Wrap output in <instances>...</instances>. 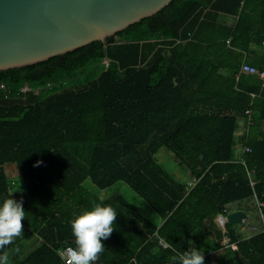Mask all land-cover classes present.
Listing matches in <instances>:
<instances>
[{"label": "trees", "instance_id": "trees-1", "mask_svg": "<svg viewBox=\"0 0 264 264\" xmlns=\"http://www.w3.org/2000/svg\"><path fill=\"white\" fill-rule=\"evenodd\" d=\"M221 14L237 16L235 27L221 23ZM263 41L264 0H173L105 42L0 71V136L33 137L78 104L84 132L83 140L50 143L38 166L15 162L17 180L0 161V206L12 197L26 212L23 237L0 255L12 253L9 264H65L58 253L75 246L71 221L100 204L117 219L96 264H179L192 247L206 264L223 249L232 261L264 264V232L241 241L228 224L234 251L215 224L229 203L254 193L264 201V90L255 74L237 78L243 51L258 56ZM252 66L264 70V58ZM247 109L244 165L234 162L233 146ZM161 149L197 180L192 188L160 163ZM122 183L149 204L153 218L119 191L100 197ZM35 234L42 241L28 249Z\"/></svg>", "mask_w": 264, "mask_h": 264}, {"label": "water", "instance_id": "water-1", "mask_svg": "<svg viewBox=\"0 0 264 264\" xmlns=\"http://www.w3.org/2000/svg\"><path fill=\"white\" fill-rule=\"evenodd\" d=\"M173 0H0V71L106 41ZM244 211L227 215L242 223Z\"/></svg>", "mask_w": 264, "mask_h": 264}, {"label": "clouds", "instance_id": "clouds-1", "mask_svg": "<svg viewBox=\"0 0 264 264\" xmlns=\"http://www.w3.org/2000/svg\"><path fill=\"white\" fill-rule=\"evenodd\" d=\"M42 162H37V166ZM23 202L5 198L0 206V251L23 237V221L26 212ZM117 213L111 206L96 204L91 210L84 211L71 221L74 247L60 250L58 255L65 264H96L105 251L102 240H107L116 230ZM15 251L18 253L19 248ZM173 259H176L175 257ZM0 264H9L5 253L0 255ZM179 264H204V256L195 247L179 256Z\"/></svg>", "mask_w": 264, "mask_h": 264}, {"label": "crops", "instance_id": "crops-1", "mask_svg": "<svg viewBox=\"0 0 264 264\" xmlns=\"http://www.w3.org/2000/svg\"><path fill=\"white\" fill-rule=\"evenodd\" d=\"M237 21H238V17L237 16L227 15V14H221L220 15V22L223 23V24H225V25H228L230 27H235V25L237 24ZM226 42H227L228 45H230V39H228ZM263 45H264V41H263ZM260 50H261V52L259 53L258 56L254 55L251 52L250 53H247V52H244L243 51V57H244L243 58V62H245V63H247L249 65H252L253 63H255L257 61H263V58H264V48H261ZM246 60H247V62H246ZM243 73L244 74H249V73H246V72H241V70H240V72L237 74V78H239V76L241 74H243ZM260 88H261L260 91L263 92L264 87L262 86V84H261V87ZM250 95H251L252 98H255L257 96V94H255L254 92H251ZM247 111H250V113H247ZM246 113L249 116L247 118H244V119H240L239 120V128H238L237 132L235 133V138H234L235 144L233 146V149H234V152H235V160H234V162H241L244 165H246V162L243 159V156L246 153L245 152L246 151V147H249L250 148V146H248L246 144H243V143H246V140H247V138L249 136L250 126L252 125V120H251L252 110L251 109H247L246 110ZM65 123H63L62 125H63V127L67 128V126H66ZM58 124H60V123H58ZM58 124H52V125H49V126H56ZM70 126L73 127V129H76V130H73V132L71 133V135H67L65 138H60V139L83 140L84 139V132H80L79 131V133H78V129L76 128L78 125L77 124H74V122H73L72 124L70 123ZM71 127H70V130H71ZM39 131H41V130H39ZM38 132L33 137L38 138L39 137L37 135ZM33 137H18V140L17 141L11 142L10 141V138H12V137L0 136V155L5 154V156H3V158H0V161L5 162V163L6 162H11V163L12 162H17V161H19L18 158H20L19 156L21 154H24V153H28L30 151H33L34 150V148H33L34 146L33 147H25V145H26L25 139H29V138H33ZM34 140L32 141L33 143H35ZM35 147H38V149H39V150H37V153L39 154V156H37L34 159H21V160L46 161L48 159V157H49V151H48V154L47 153L45 154L44 153L45 151H43V146H40L37 143L35 144ZM250 151H251V148H250ZM7 157H8V159H5ZM14 159H16V161H14ZM247 174H248L249 182H250V174H252V173H250V171H248ZM17 178L18 177L15 176L13 179L14 180H17ZM115 192H118V190L113 191V192L104 191V192H102L100 194V197H102V198H109V197H111L112 193H115ZM255 194L256 193H254L252 197L247 198V199H244V200H242L240 202H234L237 205H239V207L237 206L234 209H231V205L234 204V203L227 204L225 207L229 211L228 214H230L232 212H235V211H244L247 214L246 221H249V222H251L253 224H260L261 223V220H260V209H259L258 204H257L258 198L255 196ZM248 201L254 203V205H253L254 208L253 209L252 208H249L250 210H252V212L246 211L243 208L244 206H241L242 204L244 205V203H246ZM74 207H76V206H74ZM253 212L256 213V217L253 216ZM216 216H215V218H216ZM244 222L245 221H243L242 223H230L228 221V224L233 225V227L241 235V238H240L241 241L248 240L251 237V235H252L251 232L247 229V227H246V225H245ZM215 224H216V222H215ZM228 224L226 225V230H228L227 229ZM217 227H218V225H217ZM41 241H42V238L40 236H38L37 234L31 236L28 239V242H27L28 249L34 248ZM238 250H239V248H238ZM238 250H234V251H238ZM220 252H221V250L219 252H214V253L211 254V264L215 262L214 257L216 258V255H219ZM17 256H18V258H21L22 257V254H19ZM9 257H12L13 258V260L11 262L9 261V263L14 262L15 258H14V255L12 253L9 254ZM240 259H242V258L240 257ZM243 263H245L244 260L243 259L240 260V264H243ZM204 264H206V263H204Z\"/></svg>", "mask_w": 264, "mask_h": 264}, {"label": "rangeland", "instance_id": "rangeland-1", "mask_svg": "<svg viewBox=\"0 0 264 264\" xmlns=\"http://www.w3.org/2000/svg\"><path fill=\"white\" fill-rule=\"evenodd\" d=\"M71 111H72V109H71ZM74 114H76V115H74ZM82 114H83V107H82V105L79 106V104H78V106L76 108H74V111H72L68 114L66 113V114H64V116L62 115L60 122H59L60 124H58L56 126H47L43 129H41V131H39L37 134L39 136L38 138L33 137V138L25 139V141H26L25 147H33L34 146L33 147L34 150L30 151V152L27 151L28 153L21 154L19 156L20 158H18V160L34 159L37 156H39V154L37 153V150H39V149H38V147H35L36 143L39 144L40 146H43V151H45L44 153L48 154L50 143H52L53 141H56L60 138H65L67 135H71L73 130H76L70 126V123L72 124L74 122V124L78 125L76 127L78 129V133H79V131L83 132V124H82L83 119L81 118ZM63 123L66 124L67 128L63 127V125H62ZM70 127H71V130H70ZM17 140H18V137L10 138L11 142H15ZM33 140L35 143L32 142ZM179 143H180V139H179ZM3 156H5V154L0 155V158H3ZM156 157L160 161V163H162L165 166V168L172 174V176H174L178 179H181L183 181H186V182L189 181L187 184L188 188L193 187V186H190L189 183H194L195 178L190 177L189 170L184 165L179 164V162L175 159L174 155L171 152L166 151L164 149H161L157 153ZM5 159H8V157ZM16 159H14V161H16ZM14 163L15 162H12V163L6 162V165H5L6 173L8 174V176L11 180H13V178L18 175ZM116 190H118L124 196H126V198L130 202H132L139 210H141L147 217H149V218L154 217L155 213L150 208L149 204L143 198H141L129 186L122 183L118 186L109 188L107 191L113 192ZM253 205H254L253 202L248 201V202L244 203V205L242 204L241 206H244L243 208L246 211L252 212V210H250L249 208L253 209L254 208ZM237 206L239 207V205L234 203L231 205V209H234ZM253 216L256 217L255 212H253ZM214 259H215V262L212 264H240L239 260H238V262L237 261H231L228 254L222 250H221L219 255H216V258L214 257ZM12 260H13V258L9 257V261L11 262ZM243 264H246V263H243Z\"/></svg>", "mask_w": 264, "mask_h": 264}, {"label": "built area", "instance_id": "built-area-1", "mask_svg": "<svg viewBox=\"0 0 264 264\" xmlns=\"http://www.w3.org/2000/svg\"><path fill=\"white\" fill-rule=\"evenodd\" d=\"M180 38H178V43H180ZM229 42V41H228ZM107 63V62H106ZM241 72H246L249 74H255L257 75L260 80H261V84L264 87V70H258L256 67L249 65L247 63H243L242 67H241ZM1 87H4V85H1ZM29 88L27 86L24 87V91L28 90ZM247 113H250V111H247ZM250 148L246 147V151L245 152H249ZM250 185L254 188V186L257 183L256 178L254 177V174L252 171H250ZM197 180L195 179L194 183H189L190 186H194L196 184ZM255 196L257 197V195L255 194ZM258 198V197H257ZM257 204L258 207L260 209V220L261 223L260 224H253L249 221H246V218L243 219V221H245V225L247 227V229L251 232V234H260L264 232V201L261 200H257ZM228 209L226 207L223 208L221 213H218L216 218H215V222L218 225V227L223 231L224 233V238L222 241V244L224 245V247H231L232 250H238V243H231V239L229 236L226 235V225L228 224V219H227V214H228ZM161 244L164 247H168V245L164 242H161ZM69 246H65V248H67ZM65 263V262H64Z\"/></svg>", "mask_w": 264, "mask_h": 264}]
</instances>
